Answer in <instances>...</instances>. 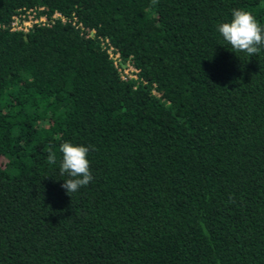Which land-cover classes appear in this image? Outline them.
Returning a JSON list of instances; mask_svg holds the SVG:
<instances>
[{"label": "trees", "instance_id": "obj_1", "mask_svg": "<svg viewBox=\"0 0 264 264\" xmlns=\"http://www.w3.org/2000/svg\"><path fill=\"white\" fill-rule=\"evenodd\" d=\"M30 6L65 20L10 30ZM233 9L264 27V0H0V264H264V48L223 40Z\"/></svg>", "mask_w": 264, "mask_h": 264}, {"label": "clouds", "instance_id": "obj_2", "mask_svg": "<svg viewBox=\"0 0 264 264\" xmlns=\"http://www.w3.org/2000/svg\"><path fill=\"white\" fill-rule=\"evenodd\" d=\"M217 29L235 53L243 52L252 57L258 55L264 48V27L249 11L233 9L231 20L219 23ZM59 151L62 154L59 162L60 174H67L69 177L63 180L61 187L70 194L87 186L93 179L87 158L89 147L65 141L59 145ZM47 162L57 163L55 151L49 150Z\"/></svg>", "mask_w": 264, "mask_h": 264}, {"label": "built area", "instance_id": "obj_3", "mask_svg": "<svg viewBox=\"0 0 264 264\" xmlns=\"http://www.w3.org/2000/svg\"><path fill=\"white\" fill-rule=\"evenodd\" d=\"M41 10L42 6L17 8L10 17L9 24L7 25L8 28L10 30H21L25 32L33 25L50 24L55 19L65 20V16L56 10L50 14H47L45 11L41 12ZM101 44L108 56L111 58L112 64L116 67L119 72V76L122 79L136 78L137 68L131 65L128 61L120 63V55L118 51L108 43L106 38L101 40Z\"/></svg>", "mask_w": 264, "mask_h": 264}]
</instances>
